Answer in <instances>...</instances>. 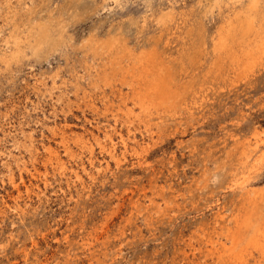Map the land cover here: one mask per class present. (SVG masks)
<instances>
[{
	"label": "rangeland",
	"instance_id": "1",
	"mask_svg": "<svg viewBox=\"0 0 264 264\" xmlns=\"http://www.w3.org/2000/svg\"><path fill=\"white\" fill-rule=\"evenodd\" d=\"M234 1L0 0V264L220 263L248 192L264 197V66L251 77L238 70L211 79L192 110L177 115L143 119L133 107L129 127L101 100L98 109L87 105L83 88H91V65L109 63L95 59L90 42L118 37L137 51L158 46L178 80L198 85L203 42L229 14L243 20ZM260 13L264 20L263 5ZM178 24L177 38L168 35ZM40 25L49 36L54 28L51 43ZM255 137L259 150L245 159ZM229 262L264 264L247 253Z\"/></svg>",
	"mask_w": 264,
	"mask_h": 264
},
{
	"label": "bare ground",
	"instance_id": "2",
	"mask_svg": "<svg viewBox=\"0 0 264 264\" xmlns=\"http://www.w3.org/2000/svg\"><path fill=\"white\" fill-rule=\"evenodd\" d=\"M117 1H120V0H117ZM221 1L223 2V0H219V1L217 0V4L220 3ZM243 1L244 0H235L233 2V3H237V4H234V7H235V11L233 12L234 16L237 17V16H240L241 14H243V20H239L237 22L236 18L229 16L230 14L228 13L229 18L227 17V19L224 20V23L219 25V27L215 30V32L210 35L209 39L207 41L203 42V44H202L203 45L202 46V55H200L198 59L195 57V59L197 61L195 63V65H197L195 68L200 69V72L203 73V75L202 74L201 75L204 76V81H203V79L201 80V78H200L201 82L198 85L188 84L187 81L184 80L185 76H183V75H180L181 78H179V80H178V77L175 75V73L173 71L174 69L172 70V68L170 66L171 63H170L169 59L171 57L169 58V56L166 55L165 52H162L161 50H159V48H157L158 46L157 47L156 46H151V47L142 46L141 49L139 47L140 50L137 51L135 48L130 47L129 44L127 43V41L119 39V37L115 38V39L112 38L113 40H110V39L109 40H101V39L94 40L93 39V41L90 42L91 43L90 49H93L95 59L96 60H98V59L104 60L106 58L109 60V63L108 62L105 63V65L102 68H100L101 65L97 66L99 62L96 65L90 66V68H89L90 79H89L88 85L92 89L90 88L91 89L90 90L86 87L83 88V92H84L83 97L85 98L86 104L93 107L94 109H98V103H97L98 101L97 100L98 99L101 100L103 102V104L105 105L106 110L113 109L111 112V115H113V116H111V117H114L115 120L118 121L119 119H121L120 116L122 117L124 115L123 116L124 117L123 124H124V122H126L128 127H129L130 124L132 123L131 119L134 116V113H133L134 108L133 107H138L140 109V112H138V114L139 115L142 114L144 116L143 119H145V118H147V119H153V118L163 119L166 115H172V116L177 115L180 113L181 110H185V111L186 110H192L194 104L205 94L206 90L208 89V86H206V84L212 83L211 79L223 80V82H224V79L229 78V76L231 74H233L234 71L237 72L238 70H240V71L243 70V72L246 73V75L248 77L249 76L251 77L252 75H254V73H256L257 70H259V67L264 66V20L261 19V15H260L261 14L260 9H261L262 5L264 6V3L262 1H264V0H246L245 4L243 3ZM180 5H181V3H180ZM226 6H228V5H226ZM168 8H169V6H168ZM170 9H172V7ZM208 11H210V8ZM223 11L225 12V10H223ZM203 12H206V11H203ZM169 16H171V15H169ZM230 17H232V18H230ZM179 19H181V18H179ZM159 22L162 26H165L167 28V26H166L167 19L166 18H164V17L160 18ZM196 26H197V24H196ZM202 26H203V24H202ZM204 26H206V25H204ZM39 27H41L40 30H38V32H40L42 34L41 37L43 39H45V38L49 39V37H50V43H51L53 40V37H54V28L50 27V36H49L48 33L44 32V31L41 32V29H43V25H40ZM158 28L159 27L157 26V29ZM174 28L175 29L172 28L171 32L168 35H170V36L172 35V37L176 36V38H177V34L181 33L182 27L179 26V24H178V25H175ZM196 28H198V27H196ZM46 29H48V28H46ZM212 31H213V29H212ZM190 32H191V30H190ZM157 33L159 34V32H157ZM200 33H201V31H200ZM197 35H198V33H197ZM112 36H114V35H112ZM107 37H110V35ZM193 37H195V36H193ZM195 39H197V38H195ZM170 40H171L170 38H167L166 43L169 44ZM11 42H13L14 45L19 46L21 44V42H23V39H17L16 38L15 41H11ZM186 42H187V40H186ZM183 43H185V42H183ZM157 45H160V44H157ZM166 52H168V51H166ZM177 56H178V54H177ZM173 61H175V59ZM193 62H195V61H193ZM175 66H177V65H175ZM181 66H182V64H181ZM183 66H184V64H183ZM183 69H184V67H183ZM185 73H186V70H185ZM195 73H197V72H195ZM183 74H184V72H183ZM198 75H200V74H198ZM248 82H251V81H248ZM75 84L77 86L76 95H78V93L80 92L79 91L80 83L77 81ZM239 84H241V83H239ZM225 86H227V85H225ZM245 86H246V84H245ZM107 87H109L111 90V93H109V94L107 93V90H106ZM238 88H239V86H238ZM97 89H99V91L96 93L97 95H94L96 97H94L93 96L94 93H92V92L94 90H97ZM223 95H224V93H223ZM85 107H87V106H85ZM104 115H106V114H104ZM147 124H146V126H147ZM56 130H58V129H56V128L53 129V131L55 133H57ZM111 134H113V133L109 132V130L106 131V135L111 136ZM79 137H82V135H79ZM258 137L260 138V136H258ZM31 138H32V136H31ZM123 138H122V142L127 146L128 142ZM255 138H257V137H255ZM259 138H257L258 141H256L254 144H250V145H252L250 147L251 148L250 151H246L244 153V154H247L245 159L248 158V156H250L252 153H254V151L259 150V145L261 144L260 141L262 140V138L261 139H259ZM95 139H94V141H96V142L101 141V138L99 136H95ZM137 142L138 143H136V144L139 145V141H137ZM90 144H91V142H90ZM106 146L107 145H105L101 142L102 149L106 148ZM45 147L49 151L50 155L52 157L54 156V158L56 159L55 161H57L56 163H58L59 165L63 163L62 159L59 157L58 154H56V152H55L56 150L54 151L53 147H51V146H45ZM110 148H112V147H110ZM68 151H69V149H68ZM109 152H110V155L112 157L119 159L118 154L115 151V147H113ZM34 155L36 157V154H34ZM262 155L264 156V152ZM93 158L94 157H92V159ZM120 161L121 160H119L118 162H120ZM76 175H77V178L81 179V175L78 172ZM12 180H13V184L16 186V188L18 189V192L20 193V187H19L18 183H16L14 178H12ZM235 185H237V187H239L241 190H244V188L248 185V183H247L246 179L245 180L241 179L239 181H236ZM261 193L257 189H253V190L249 191L247 194V197L245 198V200L247 199L245 202L246 204L245 205L241 204L242 207L239 209L238 213H236V215H234V225L233 226H227L228 236H229V240L231 241V244H229L230 246H227L225 243H222L225 251L218 254V260L221 264H230L229 261H230L232 256L234 257V255L237 258L243 259L244 255L246 253L248 255H251L252 258H254V259H257L260 261L264 260V208L261 207V203H264L263 202L264 197H262L263 193L262 194ZM19 207H21V206H19ZM212 252L215 253V251H212ZM227 252H229V253H227ZM245 259H246V257H245ZM232 262H233V260H232Z\"/></svg>",
	"mask_w": 264,
	"mask_h": 264
}]
</instances>
